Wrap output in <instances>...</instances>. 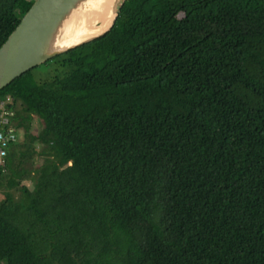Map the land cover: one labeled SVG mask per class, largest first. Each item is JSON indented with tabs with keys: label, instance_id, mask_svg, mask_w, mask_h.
Segmentation results:
<instances>
[{
	"label": "trees",
	"instance_id": "16d2710c",
	"mask_svg": "<svg viewBox=\"0 0 264 264\" xmlns=\"http://www.w3.org/2000/svg\"><path fill=\"white\" fill-rule=\"evenodd\" d=\"M5 98L0 264H264V0H126Z\"/></svg>",
	"mask_w": 264,
	"mask_h": 264
},
{
	"label": "water",
	"instance_id": "95a60500",
	"mask_svg": "<svg viewBox=\"0 0 264 264\" xmlns=\"http://www.w3.org/2000/svg\"><path fill=\"white\" fill-rule=\"evenodd\" d=\"M93 1L34 0L0 46V90L47 60L102 37L126 0L102 1L104 18L90 26L83 16L93 10Z\"/></svg>",
	"mask_w": 264,
	"mask_h": 264
},
{
	"label": "built area",
	"instance_id": "2783aa9c",
	"mask_svg": "<svg viewBox=\"0 0 264 264\" xmlns=\"http://www.w3.org/2000/svg\"><path fill=\"white\" fill-rule=\"evenodd\" d=\"M10 99L5 98L0 101V170H5V159L8 148L17 143L18 131L12 124L14 111L10 107Z\"/></svg>",
	"mask_w": 264,
	"mask_h": 264
},
{
	"label": "bare ground",
	"instance_id": "6f19581e",
	"mask_svg": "<svg viewBox=\"0 0 264 264\" xmlns=\"http://www.w3.org/2000/svg\"><path fill=\"white\" fill-rule=\"evenodd\" d=\"M102 1L104 0H94L92 5H93V10L88 12L85 16H83V23L85 24H91L94 23V21H102L104 18V13H102Z\"/></svg>",
	"mask_w": 264,
	"mask_h": 264
},
{
	"label": "rangeland",
	"instance_id": "374dc122",
	"mask_svg": "<svg viewBox=\"0 0 264 264\" xmlns=\"http://www.w3.org/2000/svg\"><path fill=\"white\" fill-rule=\"evenodd\" d=\"M38 122H37V120L36 119H34L33 120V122H32V124H31V126H30V128H29V130H28V133L30 134V135H35V133L37 132V130H38ZM25 129H26V127H24V128H22V129H20L19 131H18V140L19 141H21L23 138H24V135H23V132L25 131ZM4 186H6V184L4 183Z\"/></svg>",
	"mask_w": 264,
	"mask_h": 264
}]
</instances>
